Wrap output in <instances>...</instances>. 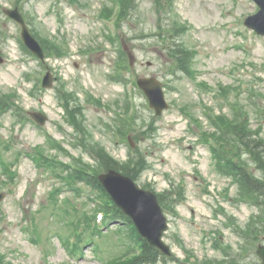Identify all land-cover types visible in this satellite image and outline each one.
I'll list each match as a JSON object with an SVG mask.
<instances>
[{
    "label": "rangeland",
    "instance_id": "374dc122",
    "mask_svg": "<svg viewBox=\"0 0 264 264\" xmlns=\"http://www.w3.org/2000/svg\"><path fill=\"white\" fill-rule=\"evenodd\" d=\"M135 4L120 18L117 0H0V98L11 104L0 108V254L9 264H109L132 252L127 227L119 232V222L101 224L98 192L78 183V194L66 172L35 159L99 170L90 152L99 147L129 167L144 161L139 187L172 198L177 189L185 193L175 213L165 209L164 240L179 260L261 263L256 250L264 236L253 249L249 242L264 212L218 172L210 148L212 135L223 133L218 127L225 129L219 117L229 124L248 118L247 132L258 133L264 145V37L242 23L259 7L252 0ZM15 7L51 46L45 63L22 44L21 28L6 15ZM122 40L136 57L133 66ZM182 41L196 53L190 74L178 70L172 54L173 42ZM48 71L53 81L43 88ZM145 77L163 83L169 109L160 117L136 85ZM36 112L47 116L43 126L32 119ZM235 146L233 139L227 149ZM241 159L264 177L247 154Z\"/></svg>",
    "mask_w": 264,
    "mask_h": 264
},
{
    "label": "trees",
    "instance_id": "16d2710c",
    "mask_svg": "<svg viewBox=\"0 0 264 264\" xmlns=\"http://www.w3.org/2000/svg\"><path fill=\"white\" fill-rule=\"evenodd\" d=\"M136 0H117V3L120 4L121 12L120 18L122 16L126 17L131 13L135 8ZM38 37V33H34ZM177 36V35H176ZM178 43V41H176ZM44 48L49 55V48L51 46L49 44L43 43ZM172 54L173 58L176 62H178L177 66L179 67V71L184 72L185 74H190L192 70V66L194 64L196 53L183 45V42L180 45H175L173 42ZM54 52L60 50L59 47L52 49ZM11 104L7 103L5 100L3 101L0 98V108L3 109L5 107H9ZM76 108L81 109L76 106ZM69 110V109H68ZM187 113V111H185ZM219 121L223 123L225 129L221 126L219 129L223 130V133L215 132L212 136L217 139L219 135L222 139V143L216 142L213 146H210L212 153L216 157V166L218 172L223 176H228L232 178V181L238 184L239 194L243 198L245 196V201H251L253 205H256L258 209H261L262 213L264 212V181L263 179L256 177L252 174L245 161L240 159V151L245 150L246 154H248L249 158L252 159V162L258 165V169H261L264 172V145L258 133L252 134L247 132L249 130V124L247 120L242 118H234L233 123L229 124L228 119L223 117H219ZM242 123V124H241ZM81 128V127H80ZM254 133V132H253ZM236 139V146L238 150L227 149V145L229 141ZM245 147V148H241ZM89 150V146H87ZM99 164V170L97 172L95 170H91L90 168H70L68 165L63 163H50V161L41 158L37 154L35 155V159L38 163L42 161L45 166L54 171L61 170L63 173H67L65 177L72 178L71 181L73 184L68 183L72 190H76L80 194L82 192V188L76 186L75 184L83 183L87 186L92 192L100 194V198L102 199L99 204V209H94L95 211H103L105 213V220L103 224H110L113 222H119V226L121 227L120 231H122L123 227H127L129 229L128 234L133 236L134 245L131 253L126 255L125 260L119 259L117 262L113 263L112 260L109 264H158L168 263V257L164 256L159 250L152 247L145 239H143L139 233L137 232L135 226L132 221L123 214V212L114 204L111 200L110 196L107 194L106 190L100 183L98 176L101 172L107 170H116L121 172L122 174L131 177L133 180L138 182V177L141 175L142 170L145 168L144 161L136 162L134 167H129L128 165H123L119 161L115 160L108 152H106L102 148H91L90 149ZM245 154V153H243ZM238 158V159H237ZM138 165V166H137ZM138 167V168H137ZM102 169V170H101ZM55 172V171H54ZM66 179V178H65ZM143 188L151 189L148 186L143 185ZM175 198L170 197V193L163 192L158 194L161 205L164 209H167L173 213L176 212V206L181 204L185 197V193L175 190ZM89 198L93 201V198L89 196ZM98 198V197H97ZM264 215L262 217H255V223L253 222V227L250 230L255 234L251 236L252 242H249L251 249L254 248V240L262 237L264 235ZM122 225V226H121ZM98 228V227H97ZM89 237V236H88ZM90 240V239H89ZM86 240V244L89 242ZM92 242V241H91ZM82 252V249L77 244L74 247V250ZM75 253V252H73ZM77 254V253H76ZM81 254V253H80ZM124 258V257H123ZM5 257L0 254V264H9L5 262ZM231 264H239L234 259Z\"/></svg>",
    "mask_w": 264,
    "mask_h": 264
},
{
    "label": "water",
    "instance_id": "95a60500",
    "mask_svg": "<svg viewBox=\"0 0 264 264\" xmlns=\"http://www.w3.org/2000/svg\"><path fill=\"white\" fill-rule=\"evenodd\" d=\"M260 6V11L246 21V25L255 30L259 35L264 36V0H255ZM7 15L16 20L22 26V38L27 47L39 58L44 60L45 54L38 41L30 34L25 20L19 10L6 11ZM127 49V47H125ZM131 62L134 57L129 53ZM51 75L45 79V86H51ZM139 86L146 93L150 106L153 107L157 115H161L163 110L168 108L162 84L155 78H142L138 80ZM39 124L45 123V116L39 113L32 114ZM99 180L110 194L114 202L120 209L129 216L138 232L148 243L158 248L162 253L170 255V247L164 242L163 234L167 230V217L155 193L150 190L141 189L129 177L110 170L99 176ZM264 264V246H260L257 251Z\"/></svg>",
    "mask_w": 264,
    "mask_h": 264
}]
</instances>
